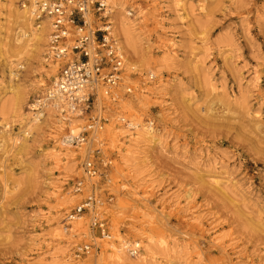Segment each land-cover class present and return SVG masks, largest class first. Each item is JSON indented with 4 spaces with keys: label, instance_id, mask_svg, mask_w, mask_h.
<instances>
[{
    "label": "rangeland",
    "instance_id": "1",
    "mask_svg": "<svg viewBox=\"0 0 264 264\" xmlns=\"http://www.w3.org/2000/svg\"><path fill=\"white\" fill-rule=\"evenodd\" d=\"M26 1L0 0V123L9 125L0 128V264H51V255L63 252L59 247L64 243L56 247L51 233L54 228L63 233V220L76 199L62 205V197L82 177L78 157L79 174L70 177L62 192L66 166L50 159L63 147L60 141L68 129L59 140L43 126L39 132L30 130L24 146L6 154L7 135L14 138L20 131L12 114L28 111L57 72L45 61L48 31L39 46L41 62L36 52L17 57L15 38L21 26L15 11L24 10ZM184 4L180 15L175 0L135 2L142 9L137 32L149 70L114 28L125 67L136 74L124 112L130 117L126 103L139 110L144 123L154 122L164 142L146 150V184L125 178L129 171L106 142L115 196L106 219L110 228L115 222L126 239L140 243L138 255L145 252L130 233L133 229L144 228L164 244L156 251V262L147 264H264V0ZM126 10L131 19L136 16ZM17 59L23 68L11 76L8 64ZM40 83L45 86L37 93ZM214 176L223 186L214 185ZM79 236L64 252L66 260L71 257L66 264H88L100 256L75 260L72 249Z\"/></svg>",
    "mask_w": 264,
    "mask_h": 264
},
{
    "label": "built area",
    "instance_id": "2",
    "mask_svg": "<svg viewBox=\"0 0 264 264\" xmlns=\"http://www.w3.org/2000/svg\"><path fill=\"white\" fill-rule=\"evenodd\" d=\"M111 1L27 0L21 4L35 24L47 23L45 61L57 69L53 82L35 106L44 101L65 124L72 119L82 122L77 123V135L68 130L64 139L70 149H84L87 156L82 161L81 171L88 181L94 182L88 188V183L77 179L71 186V194L77 201L65 215L63 230L68 233L79 220L87 228L86 236L81 234L82 240L73 246L75 259L97 257L103 250L102 245L112 242L106 219L115 198L111 191L113 159L104 138L109 124L105 118L108 111L118 114V125L130 133L138 129V124L126 116L123 108V101L134 91L136 74L133 67L129 71L125 67L120 40L114 32ZM149 80H153V76H149ZM32 112L43 116L35 110ZM144 124L153 129V121ZM125 252L135 258L140 248L131 244Z\"/></svg>",
    "mask_w": 264,
    "mask_h": 264
},
{
    "label": "bare ground",
    "instance_id": "3",
    "mask_svg": "<svg viewBox=\"0 0 264 264\" xmlns=\"http://www.w3.org/2000/svg\"><path fill=\"white\" fill-rule=\"evenodd\" d=\"M29 1H35V0H29ZM137 0H113L110 3H112V9H114V14L112 16L113 22L115 25V28L120 35L122 39L123 45L129 50L130 54L133 57L141 58L140 62H142V67L145 68V70L151 69V63H149L146 59V56L144 53L140 50V43L141 35L138 34L137 25H138V19L140 18L142 9L139 6L135 5V2ZM185 0H175L176 6L179 8L178 14L182 15L185 11ZM126 9H130L132 12L135 13V17L131 19L128 17L129 12ZM125 13V14H124ZM16 15V22L18 25L21 26L19 30L16 33L15 43L16 47L19 49L20 53L17 55L18 58H21L22 55L28 53V52H36L37 53V59L38 61H42L41 58V52H39V46L42 44V42L45 41V37L48 31V25L46 22H41L39 24H35L32 20L31 16L27 13L26 10L22 11H15ZM182 20V19H180ZM48 37V36H47ZM169 45V44H168ZM166 47V45H165ZM172 45L168 46V50L170 51V48ZM20 59H17L15 61H10L8 64L9 72L11 76H16L17 74H14L18 69H22V65L20 63ZM42 82V81H40ZM143 85L145 86L146 83L143 82ZM45 84L40 83L36 87L37 93H42L43 88ZM48 89V88H47ZM47 91V90H46ZM46 93V92H45ZM142 97L143 99H148L149 95L147 91L142 90ZM44 94H39L41 96ZM41 96L38 99H35L32 101V103L28 106L27 110L24 112H15L12 114V117L17 119L19 122V133L16 135V137L11 138L10 134L7 135L6 141L9 142V150L6 152V154H10L13 149L17 148L20 150L25 142L27 141V138H29V131H42L43 128L52 130L54 133V138L60 139V136L64 134L65 130L68 129L72 132L73 135H77L79 133V130L76 128L77 123L76 120L72 119L69 124L64 123V119L57 115V112L54 110H51L48 106H46L45 102L43 101L41 104H38L35 106V103L43 98ZM41 102V101H40ZM126 103L125 105L130 108L128 112L130 113V117L134 119V121L138 124V129L134 133H130L128 130L124 129L122 126L118 125L117 117L118 114L112 112L111 110L108 111L105 118L108 119L109 124L105 127L106 133L104 135V138L107 139L106 142H109L110 148L114 151L118 152V156L120 157L121 164L123 165L124 169H127L129 172L125 173V178H130L131 181H134V184L141 183L146 180V176H142L144 173L149 172L150 165H149V158L147 156V149H153V148H159L162 147L163 140L161 131L158 129H149L144 125V120L142 119V114L139 110H135L131 108V104ZM32 110H35L39 112V115L43 116H35V114L32 112ZM127 112V113H128ZM43 126V128H42ZM4 128V130L9 129V125L7 122H5L4 125L0 123V128ZM68 133V132H67ZM67 134H65L60 141V144L63 146L60 148L58 152L53 153V155L50 156V159L55 165H59L62 163L63 166H66L63 169V180L61 182V189L65 188L70 181L71 176H76L79 174L78 170V163L77 159L82 158V161L86 158L87 154L85 155L84 149L80 150V153H76L70 149V147L66 146L64 143V139L67 138ZM56 140V141H58ZM3 144L5 145L6 142L4 141ZM18 144V145H17ZM20 144V145H19ZM108 149V148H107ZM123 172V170H122ZM130 173H133V175H130ZM78 179H83L85 183L87 184V187L90 188V186L94 183L92 180L88 181V178L82 174V177ZM214 185L217 187L223 186L220 177L214 176ZM129 181V179H128ZM141 184H138V187H140ZM55 187V186H54ZM56 188V187H55ZM131 189L135 191L136 189L131 186ZM5 190L7 191L8 188L5 185ZM64 189H62L63 192ZM5 191V193H7ZM74 196L71 194V188L70 190H67V193L65 197H62L63 204H69L72 203L74 200ZM77 201V198H75ZM61 210V209H60ZM53 222V221H52ZM56 222H53L55 224ZM85 223L82 221L74 222L72 224L71 230L66 233L63 230V233L58 230V228H54L51 233V240L53 243H56L55 246H60L61 243H64L62 247H59L61 249L64 248L63 252H56L53 253L51 256L52 263L51 264H66L68 263V259L70 260V256H68L67 260L65 259V256H63L66 250L69 249V247L74 243V240H76L77 237H75V234H87V228L84 225ZM57 225V224H56ZM111 233V239L109 243H104L102 245V251L100 253V256L95 258L88 259L86 262L88 264H91L94 262V264H147L148 261L156 262L157 260V250L164 247L163 243H160L158 241H155L154 238L147 233V230L142 229H133L132 235L136 237L138 241L141 242L142 248L145 252V256L137 255L135 258H130V256H126L125 250L130 248V243L132 245H137L139 248L140 243L137 241L130 242L128 239H126V236H123L119 232V230H116L115 222H113V226L110 228ZM60 244V245H59ZM95 257V256H90ZM73 259H71L72 261ZM76 260V259H75ZM94 260V261H93ZM82 264V263H77Z\"/></svg>",
    "mask_w": 264,
    "mask_h": 264
}]
</instances>
